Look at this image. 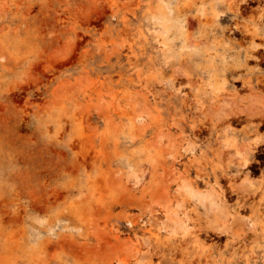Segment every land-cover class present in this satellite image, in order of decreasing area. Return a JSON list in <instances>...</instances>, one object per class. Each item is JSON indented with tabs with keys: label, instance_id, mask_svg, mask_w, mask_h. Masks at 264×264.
Listing matches in <instances>:
<instances>
[{
	"label": "rangeland",
	"instance_id": "374dc122",
	"mask_svg": "<svg viewBox=\"0 0 264 264\" xmlns=\"http://www.w3.org/2000/svg\"><path fill=\"white\" fill-rule=\"evenodd\" d=\"M0 264H264V0H0Z\"/></svg>",
	"mask_w": 264,
	"mask_h": 264
},
{
	"label": "bare ground",
	"instance_id": "6f19581e",
	"mask_svg": "<svg viewBox=\"0 0 264 264\" xmlns=\"http://www.w3.org/2000/svg\"><path fill=\"white\" fill-rule=\"evenodd\" d=\"M195 197L201 203L209 202L211 207L217 206L211 191L206 192V193H199V192L195 193ZM168 211H169V209L167 210V214L169 215L170 212H168Z\"/></svg>",
	"mask_w": 264,
	"mask_h": 264
}]
</instances>
